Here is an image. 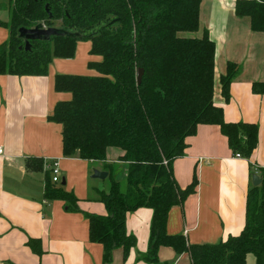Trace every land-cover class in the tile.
<instances>
[{
    "label": "trees",
    "instance_id": "obj_1",
    "mask_svg": "<svg viewBox=\"0 0 264 264\" xmlns=\"http://www.w3.org/2000/svg\"><path fill=\"white\" fill-rule=\"evenodd\" d=\"M200 2L0 0V9L9 11V20L0 25L10 31L0 44V74L45 75L54 57L74 56L79 40H89V54L100 57L87 62L95 75L56 74L55 90L67 91L71 98L57 102L48 119L62 126L64 156L102 162L109 172L108 190L99 193L106 214L85 213L89 239L102 244L104 263L111 262L117 248L126 259L135 245V237L126 231V216L145 206L153 211L149 247L142 256L146 262L159 263L158 249L164 245L177 254L188 253V264H247V254H253L255 264H264V167L258 168L261 183L248 189L239 234L213 244H190L182 234L166 230L169 210L195 191L196 177L181 188L172 165L198 124L219 125L233 153L245 159L258 143L256 123L226 122L222 108L213 103L215 44L206 29L200 37L194 34ZM234 10L237 16H249L253 31H264V0H236ZM38 23L79 36L31 41L28 51L19 48L23 41L18 28ZM139 68L143 74L138 84ZM239 72L236 63L228 62L220 76L226 100ZM252 90L264 93V82H255ZM108 147L123 151L119 161L128 164L124 185L114 178L115 164L106 161ZM27 167L40 169L42 161L29 159ZM44 196L65 201L68 209L78 201L73 192L53 185L49 174ZM36 242L30 239L28 244ZM32 249L41 254L36 245Z\"/></svg>",
    "mask_w": 264,
    "mask_h": 264
},
{
    "label": "crops",
    "instance_id": "obj_2",
    "mask_svg": "<svg viewBox=\"0 0 264 264\" xmlns=\"http://www.w3.org/2000/svg\"><path fill=\"white\" fill-rule=\"evenodd\" d=\"M235 1L201 0L194 34L200 37L206 29L215 44L213 103L222 108L226 122L256 123L258 143L245 159L235 156L219 125L198 124L185 138L184 154L173 161V175L181 188L194 177L197 184L182 205L169 210L166 230L182 234L190 244H213L241 232L252 170L258 175V168L264 167V93L252 90L255 82H264V31H253L249 16L235 14ZM8 20L9 11L0 9V21ZM9 35L8 27L0 25V44ZM75 58L54 57L45 75L0 74V264H188V253L177 254L164 245L158 249L159 263L142 259L153 214L145 206L126 216V231L135 237V245L125 260L117 248L111 262L104 263L102 244L90 241L85 213L106 214L99 193L108 190V175L91 177L92 168L106 171L102 162L64 156L62 126L48 119L57 102L71 98L67 91H56L54 81L56 74L80 72ZM228 62L236 63L240 72L231 81L226 100L220 76ZM122 154L118 147L106 150V161L116 166L114 178L124 185L128 164L119 161ZM29 159L42 161V168H28ZM52 162H57L61 181L50 182L73 192L78 201L72 209L63 200L44 196ZM30 239L37 241L33 245L41 254L28 244ZM249 260L255 264L247 255V264Z\"/></svg>",
    "mask_w": 264,
    "mask_h": 264
},
{
    "label": "water",
    "instance_id": "obj_3",
    "mask_svg": "<svg viewBox=\"0 0 264 264\" xmlns=\"http://www.w3.org/2000/svg\"><path fill=\"white\" fill-rule=\"evenodd\" d=\"M45 10L49 13L48 5H45ZM78 33L70 32L59 27H45L42 23L36 24L34 27H20L18 28V37L23 41V46L19 48H24L28 51L31 49V41H49L52 37H68L75 38L78 37ZM143 74V69H137L136 79L137 83L141 82V77ZM108 175L107 171H102L97 168H92V178L105 179ZM253 186H257L261 183V178L254 173L251 178ZM63 184V182H62Z\"/></svg>",
    "mask_w": 264,
    "mask_h": 264
},
{
    "label": "rangeland",
    "instance_id": "obj_4",
    "mask_svg": "<svg viewBox=\"0 0 264 264\" xmlns=\"http://www.w3.org/2000/svg\"><path fill=\"white\" fill-rule=\"evenodd\" d=\"M89 47H90V41L89 40H79L76 42V48H75V53L74 56L76 57L75 59V66L76 68H78L77 70L80 71L77 74H81V75H93L95 74L94 70H91L87 67V65H85L84 59L87 58L88 54H89ZM89 59H93V60H100L99 56H91L89 55ZM82 59V60H80ZM80 65H82V67H84L83 69L85 70V73H83V70L81 69L82 67H80ZM74 66V67H75ZM248 256H250V259H253V254H247ZM249 264H253V262L251 260H249Z\"/></svg>",
    "mask_w": 264,
    "mask_h": 264
},
{
    "label": "built area",
    "instance_id": "obj_5",
    "mask_svg": "<svg viewBox=\"0 0 264 264\" xmlns=\"http://www.w3.org/2000/svg\"><path fill=\"white\" fill-rule=\"evenodd\" d=\"M3 154V147L0 145V155ZM236 157H242L239 153L235 154ZM48 169L50 171V180L53 183H60V170L57 165V162H52L51 164H48Z\"/></svg>",
    "mask_w": 264,
    "mask_h": 264
}]
</instances>
